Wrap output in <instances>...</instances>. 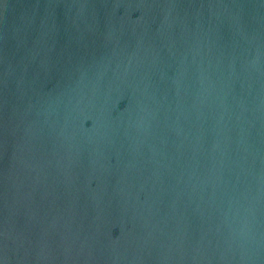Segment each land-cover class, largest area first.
I'll return each mask as SVG.
<instances>
[{
	"label": "water",
	"instance_id": "1",
	"mask_svg": "<svg viewBox=\"0 0 264 264\" xmlns=\"http://www.w3.org/2000/svg\"><path fill=\"white\" fill-rule=\"evenodd\" d=\"M0 264H264V0H0Z\"/></svg>",
	"mask_w": 264,
	"mask_h": 264
}]
</instances>
